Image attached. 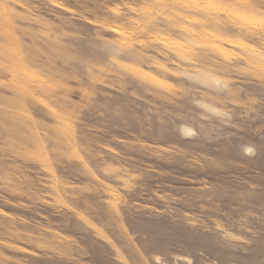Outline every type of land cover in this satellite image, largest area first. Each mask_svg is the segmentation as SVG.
<instances>
[{
    "label": "rangeland",
    "instance_id": "374dc122",
    "mask_svg": "<svg viewBox=\"0 0 264 264\" xmlns=\"http://www.w3.org/2000/svg\"><path fill=\"white\" fill-rule=\"evenodd\" d=\"M0 264H264V0H0Z\"/></svg>",
    "mask_w": 264,
    "mask_h": 264
}]
</instances>
